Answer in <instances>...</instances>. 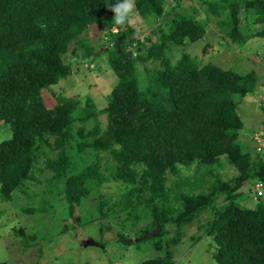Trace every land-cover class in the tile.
<instances>
[{"label": "trees", "instance_id": "trees-1", "mask_svg": "<svg viewBox=\"0 0 264 264\" xmlns=\"http://www.w3.org/2000/svg\"><path fill=\"white\" fill-rule=\"evenodd\" d=\"M169 1L135 0L136 13L156 23L166 16ZM175 1L178 8L182 0ZM115 3L0 0V124L12 131V138L0 143V200L10 202L26 182L37 181L70 216L93 191L113 180L127 187L123 201L111 207L108 200L101 201L96 209L100 215L92 221L107 219L114 211L122 229L139 219L151 221L139 239L157 226L161 232L153 237L169 236L171 231L174 235L163 257L141 264H176L172 247L181 243L184 229L206 213L211 217L204 229L213 237L217 264H264V202L255 208L235 203L249 181H264V149L258 151V143L253 149L240 143L244 122L238 100L257 91L260 76L255 71L241 75L213 64L201 66L189 54L173 63L167 51L205 38L206 22L194 14L176 13L158 29L156 40L146 38L148 47L131 25L114 24L109 6ZM207 4L223 18L218 24L230 43L243 46L254 38L264 39V0ZM242 12L263 27L246 31L240 24ZM95 26L105 29L100 55L119 78L107 106L70 97L48 108L41 92L71 76L72 66L66 61L71 45L76 46L73 56H94L88 33ZM149 62L155 68H146L145 77L139 64ZM224 163L239 174L227 180L215 174ZM194 166L215 182L205 190L207 181L197 176L195 183L187 180L185 185L202 189L199 193L182 189L171 196L168 175ZM37 168L41 175L48 174L43 181L34 176ZM172 199L179 205L173 206ZM19 233L24 235L23 229ZM119 239L127 242L130 237L120 234Z\"/></svg>", "mask_w": 264, "mask_h": 264}, {"label": "rangeland", "instance_id": "rangeland-1", "mask_svg": "<svg viewBox=\"0 0 264 264\" xmlns=\"http://www.w3.org/2000/svg\"><path fill=\"white\" fill-rule=\"evenodd\" d=\"M214 1L217 0H182L177 8L176 1L170 0L166 6V16L160 21L145 22L135 11L131 27L136 29L139 37L149 47L151 44L146 41V38L151 36L156 40L159 35L156 32L165 20L171 19L176 13L194 14L198 20L206 22L205 38L169 49L166 54L173 63H176L183 54H189L196 58L201 66L213 64L241 75L251 71L257 72L260 76L257 91L238 99L241 100L239 111L244 122L240 143L245 148L253 149L254 145H257L253 135L255 136L257 131L264 132L262 125L264 120V39L254 38L243 46L230 43L232 40L222 33L218 24L223 18L216 17L208 8L207 3ZM193 7V11L189 10ZM195 10L197 13L194 12ZM244 13L240 14V24L245 25L246 31L255 32L263 27L255 24L254 18H248ZM113 32H117V29L114 28ZM88 38L96 49L94 56L86 60H83L80 54L73 56L72 50L76 46L71 45L66 56V61L72 66L71 76L41 92L48 108H54L60 99L70 97L80 99L82 102L90 98L99 108L107 106L112 91L119 83V78L110 68L106 56L100 55L105 50L102 47L107 39L105 29L102 26L93 27L88 33ZM208 44L211 45L208 47ZM143 51L145 53L146 50ZM146 68L153 69L155 64L152 62L139 64V70L145 77L148 76L145 72ZM100 120L104 125L106 124L105 116L100 117ZM10 138H12L10 126L0 124V143ZM54 155V153L50 154V156ZM41 164H45V158L41 160ZM215 174L227 180L239 173L234 167L224 163V166L218 168ZM34 176L43 181L48 174L41 175L40 169L37 168ZM197 176L207 181L205 190L216 180L213 176H205L204 170H199L196 166L191 169L182 167L177 175H168L167 186L171 196L176 193L179 195L182 189L184 192L193 190L199 193L202 189L191 190L188 185H185L187 180L195 183ZM180 183L184 186L179 187ZM253 187L254 182L249 181L241 189V194L235 199V203L245 208H255L259 203L264 202L254 200ZM126 188L124 184L110 180L93 191V195L86 199L83 207H77L75 213L68 216L67 207L62 202L54 203L53 198L46 195L44 183L26 182L21 189L13 193L10 202L0 200V264H141L147 260L163 257L166 252V242L174 236L172 231L169 236L165 234L163 237H149L136 242L142 230L150 225V220L139 219L135 225L126 224L127 229H122L115 218L117 216H114V211H111L108 214L109 218L92 221L100 215L96 213V209L98 210L101 201L108 200L110 207L123 201ZM220 201L223 203V200ZM171 204L179 205L173 199ZM46 208H48L47 211L43 210ZM142 209L146 210L145 206H142ZM27 210L30 213H27ZM116 210L120 212L119 207H115ZM139 213L144 212L141 210ZM209 217H211L210 214L206 213L199 221L184 229L181 243L172 247L173 261L176 264H217L213 259V253L216 250L213 237L208 236L204 229ZM20 229H23L25 236L19 233ZM120 234L130 239L127 242L121 240ZM193 237H198L200 240L195 241ZM90 239L98 243L102 242L103 246L84 247L83 243ZM130 240L133 242L130 243ZM158 244H161V247L158 248Z\"/></svg>", "mask_w": 264, "mask_h": 264}, {"label": "clouds", "instance_id": "clouds-1", "mask_svg": "<svg viewBox=\"0 0 264 264\" xmlns=\"http://www.w3.org/2000/svg\"><path fill=\"white\" fill-rule=\"evenodd\" d=\"M109 8L114 13L113 22L116 26L131 25L133 23L132 17L134 16L136 11L135 0H117V3H115L114 5H110ZM256 134H261L264 138L263 130L257 131ZM253 137L255 140L254 135Z\"/></svg>", "mask_w": 264, "mask_h": 264}, {"label": "built area", "instance_id": "built-area-1", "mask_svg": "<svg viewBox=\"0 0 264 264\" xmlns=\"http://www.w3.org/2000/svg\"><path fill=\"white\" fill-rule=\"evenodd\" d=\"M255 140H257L259 147L258 151H261L264 147V138L261 134H256L255 135ZM253 192H254V200H264V181H256L254 183L253 187Z\"/></svg>", "mask_w": 264, "mask_h": 264}, {"label": "water", "instance_id": "water-1", "mask_svg": "<svg viewBox=\"0 0 264 264\" xmlns=\"http://www.w3.org/2000/svg\"><path fill=\"white\" fill-rule=\"evenodd\" d=\"M160 232H161V229H160L159 226H157V228H156L155 230H153L151 233H148V234L144 235L141 239H136L135 241H136V242H140L141 240L146 239L148 236H149V237H153V236H155L156 234H158V233H160ZM131 242H133V240H130V243H131ZM83 246L86 247V248H87V247H93V246L99 247L100 244H99L98 242H96V241L90 239V240H88V241H85V242L83 243Z\"/></svg>", "mask_w": 264, "mask_h": 264}]
</instances>
